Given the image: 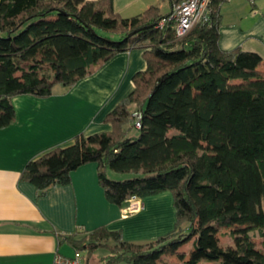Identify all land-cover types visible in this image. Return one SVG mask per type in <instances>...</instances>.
Returning a JSON list of instances; mask_svg holds the SVG:
<instances>
[{"label": "trees", "instance_id": "obj_1", "mask_svg": "<svg viewBox=\"0 0 264 264\" xmlns=\"http://www.w3.org/2000/svg\"><path fill=\"white\" fill-rule=\"evenodd\" d=\"M220 3L212 2L208 22L176 39L170 23L155 26L165 15L156 6L122 17L113 0H0V128L15 118L13 96H49L55 84L73 85L118 52L143 50L145 69L105 117L111 130L77 134L27 161L21 173L44 194L95 163L112 204L172 194L173 229L153 240L131 242L104 225L84 238L64 237L85 251V264L100 247L110 250L104 264H159L166 248L185 243L191 249L176 264H264V72L258 53L218 46ZM135 110L141 127L130 135ZM108 169L134 176L110 179ZM232 226V244L223 247L218 229Z\"/></svg>", "mask_w": 264, "mask_h": 264}, {"label": "crops", "instance_id": "obj_2", "mask_svg": "<svg viewBox=\"0 0 264 264\" xmlns=\"http://www.w3.org/2000/svg\"><path fill=\"white\" fill-rule=\"evenodd\" d=\"M176 1L113 0V7L122 17L150 6L166 14ZM219 15L218 46L258 53L264 72V0L221 2ZM145 67L143 50L132 48L116 53L69 87L55 84L49 96L11 98L15 118L0 128V264H51L56 253L71 255L75 249L64 237L79 239L99 225L120 230L125 240L138 243L173 229L169 191L137 197L139 210L123 215L125 204L117 206L105 198L95 163L80 166L69 183L52 186L44 194L21 177L27 161L70 145L75 135L110 131L106 115L131 93L133 75ZM129 108L133 110L134 104ZM202 264L218 261L202 260Z\"/></svg>", "mask_w": 264, "mask_h": 264}, {"label": "built area", "instance_id": "obj_3", "mask_svg": "<svg viewBox=\"0 0 264 264\" xmlns=\"http://www.w3.org/2000/svg\"><path fill=\"white\" fill-rule=\"evenodd\" d=\"M215 0H177L173 3L168 13L163 15L156 27L162 29L167 23H170L174 30L176 39L186 36L191 29L199 24L210 20L211 4ZM220 2L230 0H217ZM253 2L254 0H248ZM133 127L139 129L141 127L142 114L140 110L133 111ZM136 196H131L126 200V204L121 208V213H128L139 210L140 204L136 201ZM51 264H85L81 250L74 249L71 255H63L56 253Z\"/></svg>", "mask_w": 264, "mask_h": 264}, {"label": "rangeland", "instance_id": "obj_4", "mask_svg": "<svg viewBox=\"0 0 264 264\" xmlns=\"http://www.w3.org/2000/svg\"><path fill=\"white\" fill-rule=\"evenodd\" d=\"M129 17H131V16H129ZM113 38H118V36L114 35ZM170 131L174 132V133L178 132L174 128L170 129ZM129 134L130 135H133V134L136 135V134H138V130L131 128ZM107 176L110 179L123 180V179L131 178L132 176H134V174L133 173H120V172H116V171H113L111 169H108L107 170ZM170 195L171 196H170V199H168V201L171 200V201H169V203L171 204V206L174 209L173 197H172V194H170ZM173 211H174V217H175V210H173ZM174 223H175V221H174ZM232 228H234V226H232L230 228H225V229H221V228L218 229L217 236H218L219 241L223 247H226V246H229L232 244V239H231L230 234H229V232ZM251 235L253 236V240H254L256 246L260 247L261 239L258 236L257 231L256 230L251 231ZM85 236H86V233H83V235L79 238H84ZM189 248H190V245L188 243H185V244L179 246L176 249V251L175 250H169L166 248L164 254L161 256V258L158 260V262H159V264H162V263H165V264L179 263L180 260L177 257L178 253L186 254V252L189 250ZM109 252H110V250L107 247H100L94 251L93 256L90 258L89 262L91 264H104L102 257L105 256L106 254H109ZM81 253H82L83 259L85 261L86 260L85 251H81ZM213 261H216V260H213ZM117 264H128V263H126L125 261H121V262H118Z\"/></svg>", "mask_w": 264, "mask_h": 264}, {"label": "water", "instance_id": "obj_5", "mask_svg": "<svg viewBox=\"0 0 264 264\" xmlns=\"http://www.w3.org/2000/svg\"><path fill=\"white\" fill-rule=\"evenodd\" d=\"M136 32H137V30H134V31L130 32L129 35L131 36V35H133Z\"/></svg>", "mask_w": 264, "mask_h": 264}]
</instances>
